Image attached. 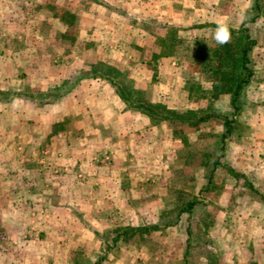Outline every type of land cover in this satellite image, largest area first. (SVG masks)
<instances>
[{"label":"crops","instance_id":"obj_1","mask_svg":"<svg viewBox=\"0 0 264 264\" xmlns=\"http://www.w3.org/2000/svg\"><path fill=\"white\" fill-rule=\"evenodd\" d=\"M252 2L0 0V264H94L101 255L99 264L163 259L160 250L130 244L162 228L116 235L161 223V205L146 202L145 185L156 177L145 161L161 146L160 125L121 97L118 86L135 102L179 112L229 111L228 93L211 96L212 78L196 48L210 55L216 22L239 27ZM246 25L255 39L252 75L221 158L242 173L226 175L241 189L219 208L229 219L201 225L203 246L218 257L230 223L235 237L228 251L264 264V10ZM192 79L201 83L199 92ZM169 135L173 143L185 140ZM246 180L253 188L243 191ZM183 218L182 229V219L166 227L182 233L169 264L193 260L186 250L193 222ZM202 257L201 264H225Z\"/></svg>","mask_w":264,"mask_h":264},{"label":"rangeland","instance_id":"obj_2","mask_svg":"<svg viewBox=\"0 0 264 264\" xmlns=\"http://www.w3.org/2000/svg\"><path fill=\"white\" fill-rule=\"evenodd\" d=\"M192 88L195 92H199L201 90V83L192 79ZM148 123V120H146V125H149ZM155 123L156 125H160L157 126L155 135L156 137L159 136L157 138L162 140L159 142L162 144L156 143V145H161L159 148L156 146V155H153L150 160L149 156L145 161L147 171L153 170L151 171L153 173L151 175H156L154 179L148 180L145 183L146 189L149 191L146 193V202H151L152 205L155 203L156 207H158V204L161 205V215L159 216L161 217L160 222L164 223L172 221L175 218L176 207L182 199L192 196L199 200L200 203L196 205L192 212L193 224L189 226L190 232L188 231L187 260L191 261L193 259L188 264H201L202 256L215 262L218 260L220 262L224 261L225 264H250L249 259L242 256H239L238 259L234 252L228 251V247L233 244V237H235L234 229L230 223L225 224V228L227 229L225 233H230L222 242L225 253H221L220 257H218L213 248L209 249L203 246L206 245V242L202 238L203 229L201 223L209 224L213 220L216 221V218L219 216H227L222 211H219V208L229 203L228 197L230 193L241 189L239 181L238 184L236 181V183L234 182L235 184L233 182L228 184L226 175L229 172L223 166L218 167L216 170L213 178L214 182L210 188L204 189L207 185L206 173L210 166L207 163L202 164L201 161L207 159L212 152H215L217 129L221 125L220 120L211 117L208 120L202 122L196 121L192 124L183 123L179 120H166L161 123ZM170 131L178 139L181 137L185 140L180 139L179 143H173L169 140V143ZM149 147L150 143H147L146 148ZM248 186L249 184L246 180L243 183L242 190L244 191V188ZM149 213H152V211ZM229 218L230 216H227L225 220ZM185 223V218H182L181 225L178 227L182 229L186 225ZM181 229L178 232L175 229L163 227L161 232L150 239L144 241L132 240L130 244L139 250H147L149 252L160 250L163 259L160 262L156 260V263L169 264L170 254L179 250V246L181 248ZM215 239H209L210 244L215 243ZM224 255L226 256L223 257ZM150 260L149 258L148 262L152 264L151 262L153 261Z\"/></svg>","mask_w":264,"mask_h":264},{"label":"trees","instance_id":"obj_3","mask_svg":"<svg viewBox=\"0 0 264 264\" xmlns=\"http://www.w3.org/2000/svg\"><path fill=\"white\" fill-rule=\"evenodd\" d=\"M264 0H253L251 9L247 11V16L243 19L241 25L232 29V40L230 43L219 46L215 45L211 48L210 55L206 54V47L198 45L196 48V57L203 63L205 59L204 69L210 74L212 78L210 94L211 96H217L220 93H228L230 95V109L227 112H217L215 110L196 113L192 110L179 112L175 109L166 107L162 103H145L135 102L125 93L121 86H118L119 94L133 107L139 108L155 122L161 120H179L183 123L202 122L210 119L211 117L218 118L222 125V130L217 133V142L215 152H212L207 159H204L202 164L207 163L210 167L207 170L206 178L207 185L204 189L210 188L213 184V178L218 167H226L228 172L235 177L243 176L242 173L235 170L234 167L222 162L221 158L225 154V143L229 136L237 128V116L242 109L243 98L241 95L246 85L248 84L251 75L252 68L250 65V51L255 44V39L251 36L249 28L246 22L253 21L263 11ZM207 59V60H206ZM197 116V117H195ZM208 156V154H207ZM214 186V185H213ZM251 188L252 185L249 184ZM264 199V196H261ZM199 200L196 197H189L182 199V201L176 207L175 218L172 221H166L161 223H151L139 226H127L116 231L117 237L123 235L126 237H132L135 234L149 233L151 230L165 228L171 224L177 223L184 216L187 220L192 218V212ZM189 226H186V230ZM186 242V250H187ZM101 255L94 264H99L102 260Z\"/></svg>","mask_w":264,"mask_h":264},{"label":"clouds","instance_id":"obj_4","mask_svg":"<svg viewBox=\"0 0 264 264\" xmlns=\"http://www.w3.org/2000/svg\"><path fill=\"white\" fill-rule=\"evenodd\" d=\"M213 39L219 46H224L232 40V29L226 21L219 20L213 32Z\"/></svg>","mask_w":264,"mask_h":264}]
</instances>
